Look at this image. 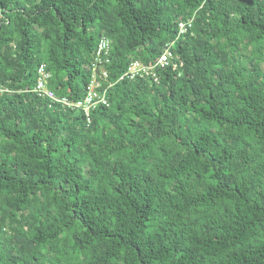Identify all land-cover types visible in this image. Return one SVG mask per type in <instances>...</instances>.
<instances>
[{"label": "trees", "instance_id": "16d2710c", "mask_svg": "<svg viewBox=\"0 0 264 264\" xmlns=\"http://www.w3.org/2000/svg\"><path fill=\"white\" fill-rule=\"evenodd\" d=\"M0 88V264H264V0H0Z\"/></svg>", "mask_w": 264, "mask_h": 264}, {"label": "built area", "instance_id": "2783aa9c", "mask_svg": "<svg viewBox=\"0 0 264 264\" xmlns=\"http://www.w3.org/2000/svg\"><path fill=\"white\" fill-rule=\"evenodd\" d=\"M191 26L192 17L179 20L177 22L175 38L163 44L160 54L153 63L146 64L138 59H133L115 81L121 80L124 77L133 78L135 76H149L152 80L157 81L158 68L166 67L169 64L172 65V68H175L176 65L181 66L182 62L176 64L174 61L175 55L173 45L179 37H182L191 28ZM108 48V40L105 37H101L92 53L90 63L87 65L90 75L88 83L83 88L81 98L70 100L66 96H56L54 91L49 88L51 73L47 70L44 62L40 63L36 68V82L32 91L39 96L47 97L52 101H60L63 105L80 110L86 115L87 121L89 122V112L100 105H109L107 91L114 82L108 78L109 72L105 68V65L110 61Z\"/></svg>", "mask_w": 264, "mask_h": 264}]
</instances>
